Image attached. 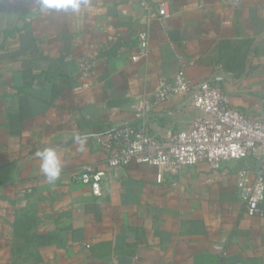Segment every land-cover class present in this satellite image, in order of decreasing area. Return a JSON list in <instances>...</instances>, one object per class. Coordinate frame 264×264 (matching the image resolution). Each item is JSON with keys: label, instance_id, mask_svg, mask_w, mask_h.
<instances>
[{"label": "crops", "instance_id": "1", "mask_svg": "<svg viewBox=\"0 0 264 264\" xmlns=\"http://www.w3.org/2000/svg\"><path fill=\"white\" fill-rule=\"evenodd\" d=\"M148 1L169 16L148 18L133 0H89L79 13L0 0V264H264V200L261 216L248 215L235 186L252 158L199 162L157 183L155 166L113 173L96 139L134 121L131 103L174 76L177 55L194 62L192 81L212 80L261 117L264 0ZM143 30L147 53L132 60ZM195 115L176 96L148 124L166 137ZM46 147L62 161L52 184L34 155ZM85 163L107 170L101 196L76 178Z\"/></svg>", "mask_w": 264, "mask_h": 264}, {"label": "built area", "instance_id": "2", "mask_svg": "<svg viewBox=\"0 0 264 264\" xmlns=\"http://www.w3.org/2000/svg\"><path fill=\"white\" fill-rule=\"evenodd\" d=\"M136 1L148 18L164 20L169 16L165 2L155 5L148 0ZM238 0H228L236 4ZM137 60L148 50V34L137 35ZM179 69L173 77H159L152 96L141 94L130 107L134 121L96 136L97 144L106 153L105 164L115 173L131 163L155 166V180L162 183L165 175L176 176L182 169L199 162L210 169H218L228 160L250 157L254 168L236 170V194L248 215H262L264 200V111L261 117H249L230 104L227 93L212 80L192 81L185 68L193 64L177 55ZM91 73L89 63L82 64L83 76ZM185 98L196 110V115L184 129L159 137L151 131L148 118L161 102L173 97ZM264 108V98H263ZM107 170L99 164L85 163L76 173L79 182L90 187L93 195H102ZM223 249V245L217 246Z\"/></svg>", "mask_w": 264, "mask_h": 264}, {"label": "clouds", "instance_id": "3", "mask_svg": "<svg viewBox=\"0 0 264 264\" xmlns=\"http://www.w3.org/2000/svg\"><path fill=\"white\" fill-rule=\"evenodd\" d=\"M37 3L42 12L79 13L82 9L89 7V0H37ZM34 155L39 158L40 170L49 184L60 178L62 161L55 147L37 150Z\"/></svg>", "mask_w": 264, "mask_h": 264}, {"label": "rangeland", "instance_id": "4", "mask_svg": "<svg viewBox=\"0 0 264 264\" xmlns=\"http://www.w3.org/2000/svg\"><path fill=\"white\" fill-rule=\"evenodd\" d=\"M17 220H30V219H25L24 217H19V218H17Z\"/></svg>", "mask_w": 264, "mask_h": 264}, {"label": "water", "instance_id": "5", "mask_svg": "<svg viewBox=\"0 0 264 264\" xmlns=\"http://www.w3.org/2000/svg\"><path fill=\"white\" fill-rule=\"evenodd\" d=\"M237 2H239V0H238ZM237 2H236V3H237ZM87 135H89V134H87ZM83 136H85V135H80V136H78V137H83Z\"/></svg>", "mask_w": 264, "mask_h": 264}]
</instances>
